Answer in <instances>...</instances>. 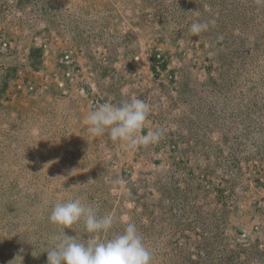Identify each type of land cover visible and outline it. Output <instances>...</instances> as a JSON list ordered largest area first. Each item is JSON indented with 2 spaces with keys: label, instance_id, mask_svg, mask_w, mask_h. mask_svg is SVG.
I'll use <instances>...</instances> for the list:
<instances>
[{
  "label": "rangeland",
  "instance_id": "1",
  "mask_svg": "<svg viewBox=\"0 0 264 264\" xmlns=\"http://www.w3.org/2000/svg\"><path fill=\"white\" fill-rule=\"evenodd\" d=\"M131 96L163 139L93 138L86 114ZM76 197L152 264H264V0H0V264H47Z\"/></svg>",
  "mask_w": 264,
  "mask_h": 264
},
{
  "label": "clouds",
  "instance_id": "2",
  "mask_svg": "<svg viewBox=\"0 0 264 264\" xmlns=\"http://www.w3.org/2000/svg\"><path fill=\"white\" fill-rule=\"evenodd\" d=\"M215 24L214 18L197 19L188 31L197 37ZM150 112L148 103L131 96L119 103L106 101L96 105L86 114L84 123L93 138L107 133L112 141L138 149L158 144L165 135L161 128L144 132ZM48 219L60 234L46 250L47 264H152L153 251L146 246L134 222L128 221L122 231L108 235L118 222L115 213L100 214L97 205L79 197L56 201ZM78 224L83 225L89 238L78 239L65 233L66 228L73 230Z\"/></svg>",
  "mask_w": 264,
  "mask_h": 264
}]
</instances>
